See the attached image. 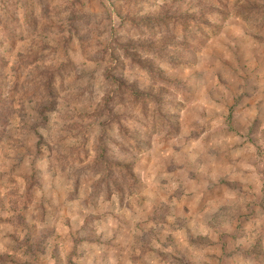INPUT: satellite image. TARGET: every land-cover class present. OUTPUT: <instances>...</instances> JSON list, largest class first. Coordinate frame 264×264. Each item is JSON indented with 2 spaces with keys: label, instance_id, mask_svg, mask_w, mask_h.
<instances>
[{
  "label": "rangeland",
  "instance_id": "1",
  "mask_svg": "<svg viewBox=\"0 0 264 264\" xmlns=\"http://www.w3.org/2000/svg\"><path fill=\"white\" fill-rule=\"evenodd\" d=\"M0 264H264V0H0Z\"/></svg>",
  "mask_w": 264,
  "mask_h": 264
},
{
  "label": "trees",
  "instance_id": "2",
  "mask_svg": "<svg viewBox=\"0 0 264 264\" xmlns=\"http://www.w3.org/2000/svg\"><path fill=\"white\" fill-rule=\"evenodd\" d=\"M188 21H185V20H183V21H179V23H178V28L180 27H186L188 24V26H192L191 24H192V22L191 21H189L190 19H187ZM176 22H178V18H168V23H172L173 25H176ZM160 27V26H159ZM195 27H197V25H195ZM199 27V26H198Z\"/></svg>",
  "mask_w": 264,
  "mask_h": 264
}]
</instances>
